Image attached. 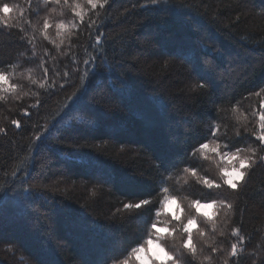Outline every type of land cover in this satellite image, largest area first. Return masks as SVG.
<instances>
[{
    "label": "trees",
    "instance_id": "16d2710c",
    "mask_svg": "<svg viewBox=\"0 0 264 264\" xmlns=\"http://www.w3.org/2000/svg\"><path fill=\"white\" fill-rule=\"evenodd\" d=\"M5 4L0 264H137L148 240L164 264H264V0Z\"/></svg>",
    "mask_w": 264,
    "mask_h": 264
},
{
    "label": "clouds",
    "instance_id": "9594fccd",
    "mask_svg": "<svg viewBox=\"0 0 264 264\" xmlns=\"http://www.w3.org/2000/svg\"><path fill=\"white\" fill-rule=\"evenodd\" d=\"M0 12L4 13L5 15L8 14L9 9L3 8L0 9ZM213 151H215L213 149ZM223 167L220 169V175L223 178V181L225 184L234 187L236 185V182L241 179L244 175V173L241 171L247 166V159L242 158L240 156H227L223 161ZM193 208H195L196 212L199 214H202L204 216L211 217V214L213 212L214 205L211 203L208 204H193ZM157 216L160 215H170L173 220L179 221L181 219L179 207L176 204V201L174 199H168L165 198L163 200L161 211L156 213ZM193 227H195V222L192 219H188L187 223L183 225L184 232L190 231ZM168 233V225L167 223H164L161 227L155 228V234L156 239L159 240L161 237V234ZM171 235V233H168ZM149 244H151V241H148ZM135 255V258L137 260H141V252L142 250H139ZM163 253V251L161 250ZM152 258L149 257V260ZM158 260H160L161 264H164L166 260H169L170 257L166 254H162L161 256L157 257Z\"/></svg>",
    "mask_w": 264,
    "mask_h": 264
},
{
    "label": "rangeland",
    "instance_id": "374dc122",
    "mask_svg": "<svg viewBox=\"0 0 264 264\" xmlns=\"http://www.w3.org/2000/svg\"><path fill=\"white\" fill-rule=\"evenodd\" d=\"M235 62L234 61H232V64H231V66L234 64ZM232 72H237L236 70H235V68H234V70H233V66L232 67H230V71L228 72V73H226V72H222L221 73V76H222V78L224 77V76H226L227 75V78L226 79H228V80H231V78L229 77V76H231V74H232ZM0 76H2L1 74H0ZM3 77V76H2ZM6 86V80H5V78H3V79H0V89H3L4 87ZM235 156V155H234ZM226 157H224V159H225ZM242 171V170H241ZM221 179L223 180V178L221 177ZM240 180V179H239ZM238 180V181H239ZM237 181V182H238ZM236 182V183H237ZM199 204H208V203H199ZM211 204H213V203H211ZM214 205V204H213ZM180 211V210H179ZM212 215V214H211ZM170 216V215H169ZM193 228H195V227H193ZM192 228V229H193ZM191 229V230H192ZM190 230V231H191ZM116 236V235H115ZM116 239H118V237L116 236ZM148 241H151V244H149L148 243ZM147 242H146V244L143 246V247H140V249H142V252H141V260H137L136 258H135V256H133V258H134V260H135V262L137 263V264H154L155 262H160V260H158L157 259V257H159V256H161L162 254H166L167 256H170L167 252H166V250L161 246V244L158 242V241H156V240H148ZM119 244V243H118ZM161 249H163V253L161 252ZM149 257H151L152 259L151 260H149ZM171 257V256H170ZM168 260H166L165 262H167Z\"/></svg>",
    "mask_w": 264,
    "mask_h": 264
},
{
    "label": "snow or ice",
    "instance_id": "6c2138e0",
    "mask_svg": "<svg viewBox=\"0 0 264 264\" xmlns=\"http://www.w3.org/2000/svg\"><path fill=\"white\" fill-rule=\"evenodd\" d=\"M89 2L92 3V0H89ZM152 3H153V4H157V3H158V0H152ZM101 6H103V5H101ZM3 8H8V9H9V6H8L7 4H5V5H3V7H0V9H3ZM9 11H10V9H9ZM8 13H9V12H8ZM77 15H80V13L77 12ZM44 27H45V28L48 27V23H47V21H45V23H44ZM57 27H58V29H59V28H63V25H57ZM85 63H89V61H85ZM3 78H4V77L0 76V79H3ZM262 120H264V117H262ZM17 127H20V125L17 124ZM260 139H261V140H264V136L260 137ZM202 147L206 149V148L208 147V145H207V144H203ZM214 150H215V149H214ZM204 183H205L209 188L214 187V185L212 184L211 181L205 180ZM230 187H231V186H230ZM235 187H236V185H235L234 187H232V188H235ZM165 198L170 199V198L167 197V196H166ZM143 203H144V204H147V203H149V202H148L147 200H145ZM196 204H199V203H196ZM125 207H132V205H125ZM135 207L138 208V207H140V205L137 204V205H135ZM186 233H189V241H190V240H191L190 231H186ZM234 235H235V233H234ZM139 250H142V249H139ZM161 250L163 251V249H161ZM235 250H236V245L234 244V245L232 246V253H233V255H235ZM137 251H138V248L133 249V253H132V255L135 256L136 253H137ZM190 251H192V252L194 253V252H195V248H194V247L191 248ZM169 257H170V256H169ZM170 259H171V257H170ZM170 259H169V260H170ZM125 264H127V262H125Z\"/></svg>",
    "mask_w": 264,
    "mask_h": 264
}]
</instances>
